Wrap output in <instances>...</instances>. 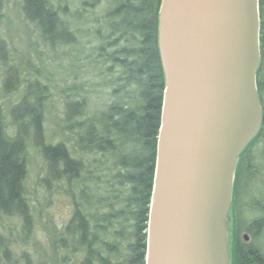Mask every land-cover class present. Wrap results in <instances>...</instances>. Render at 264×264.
<instances>
[{
	"label": "trees",
	"instance_id": "1",
	"mask_svg": "<svg viewBox=\"0 0 264 264\" xmlns=\"http://www.w3.org/2000/svg\"><path fill=\"white\" fill-rule=\"evenodd\" d=\"M161 3L100 0V118L97 114L86 119L84 103H69L66 140H47L40 96L34 102L24 98L11 108L10 124L0 105V218L21 220L27 239L32 220L26 190L30 139L43 158L47 181L65 185L70 199V218L53 238V264H146L166 87L158 42ZM259 7L261 66L256 78L263 123L240 156L245 158L239 168L237 162V185L248 153L260 140L261 156L250 164L264 177V0H259ZM22 9L45 41L50 38L48 25L68 30L51 0H22ZM11 82L7 73V91ZM235 184L236 177L234 190ZM260 189V200L252 197L249 207L264 215V188ZM253 224L264 227V219ZM229 258L230 264H264L259 247L243 243L238 234Z\"/></svg>",
	"mask_w": 264,
	"mask_h": 264
},
{
	"label": "water",
	"instance_id": "2",
	"mask_svg": "<svg viewBox=\"0 0 264 264\" xmlns=\"http://www.w3.org/2000/svg\"><path fill=\"white\" fill-rule=\"evenodd\" d=\"M158 42L166 87L146 264H230L237 162L263 123L259 0H162Z\"/></svg>",
	"mask_w": 264,
	"mask_h": 264
},
{
	"label": "rangeland",
	"instance_id": "3",
	"mask_svg": "<svg viewBox=\"0 0 264 264\" xmlns=\"http://www.w3.org/2000/svg\"><path fill=\"white\" fill-rule=\"evenodd\" d=\"M51 1L68 30L48 25L50 38L45 41L39 28L26 17L22 0H0V105L10 124L11 108L24 98L34 102L40 96L45 105V136L47 140L58 142L66 140L69 103H84L86 119L97 114L100 118V0H88L87 5L83 4L84 0ZM7 73L12 75L8 91L4 85ZM261 141L252 148L254 158L261 156ZM28 153L26 190L32 207L29 236L24 240L21 220L0 218V264H53L54 235L71 215L65 185L56 187L47 181L45 163L31 139ZM259 161L255 160L261 166ZM256 175L252 191L253 197L260 200L258 191L264 188V177L258 168ZM242 209L241 219L245 225L258 216L249 207ZM237 234L234 229L230 230L227 219L225 243L228 255ZM238 237L245 244L259 247L264 254V232L259 235L241 232Z\"/></svg>",
	"mask_w": 264,
	"mask_h": 264
},
{
	"label": "flooded vegetation",
	"instance_id": "4",
	"mask_svg": "<svg viewBox=\"0 0 264 264\" xmlns=\"http://www.w3.org/2000/svg\"><path fill=\"white\" fill-rule=\"evenodd\" d=\"M248 157L246 160V167L243 169V173L240 176L239 184L237 185V176H236V184H235V190L233 195V201L231 205V210L228 216L229 223H234V230L235 233L246 232L249 235H259L264 232V227H255L253 222L258 219H264L263 214H259L258 216L252 220L248 225H245L244 221L241 219V213L243 207H249V204H251L253 197V191L252 187L255 185V180L257 179V169L253 164H250L252 162V159L254 158L251 156V153H248ZM245 158V156H244ZM240 158L238 161V168L241 163H243V159ZM254 162V161H253ZM238 188V193H237ZM236 191V192H235ZM250 208V207H249ZM253 210V209H252ZM255 211V210H254ZM244 238H248L247 235L244 236Z\"/></svg>",
	"mask_w": 264,
	"mask_h": 264
}]
</instances>
